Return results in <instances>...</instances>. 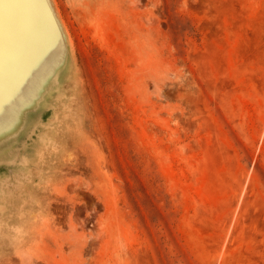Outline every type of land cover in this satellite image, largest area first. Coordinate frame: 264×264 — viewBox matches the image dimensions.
Segmentation results:
<instances>
[{
    "label": "rangeland",
    "instance_id": "1",
    "mask_svg": "<svg viewBox=\"0 0 264 264\" xmlns=\"http://www.w3.org/2000/svg\"><path fill=\"white\" fill-rule=\"evenodd\" d=\"M41 1L0 0V264H264V0Z\"/></svg>",
    "mask_w": 264,
    "mask_h": 264
},
{
    "label": "bare ground",
    "instance_id": "2",
    "mask_svg": "<svg viewBox=\"0 0 264 264\" xmlns=\"http://www.w3.org/2000/svg\"><path fill=\"white\" fill-rule=\"evenodd\" d=\"M32 2H33V4L34 3H36L37 4V7H38V13L39 14H42L43 12H44V14H46V11L47 10H45L44 9V7H43V5H42V1L41 0H31ZM23 9V8H22ZM22 9H21V11H22ZM23 12V11H22ZM23 15L22 16H24V21H26V24L27 25H30L32 22L34 23V22H36V19L33 17V18H28L27 19V16L24 14V13H22ZM37 18H40V17H37ZM22 35H23V37L22 38H20L19 40L21 41V42H26L27 40H28V42L30 43V46L28 47V51H33L34 49H35V47L38 45V41H36L34 38H32V36H31V33H29L28 31H27V28L26 29H23L22 31ZM30 40H31V42H30ZM12 49V48H14V50H15V47H14V43H7V48H6V50L8 51L9 49ZM10 58H12V57H14V53L13 52H10ZM9 58V59H10ZM27 60H29L28 58H27ZM32 60V59H31ZM36 60H39L40 61V58H37ZM14 91H19V90H14ZM18 94L17 93H13L12 95H11V99H12V97L13 96H17ZM15 98V97H14ZM9 102V99H6V101H5V103H8Z\"/></svg>",
    "mask_w": 264,
    "mask_h": 264
}]
</instances>
